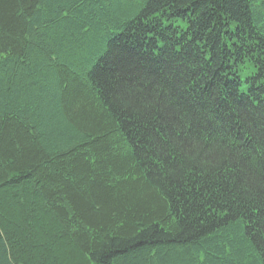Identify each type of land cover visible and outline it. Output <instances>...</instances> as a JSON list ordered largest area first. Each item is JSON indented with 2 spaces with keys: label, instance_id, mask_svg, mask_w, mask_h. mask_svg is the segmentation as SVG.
I'll return each instance as SVG.
<instances>
[{
  "label": "trees",
  "instance_id": "obj_1",
  "mask_svg": "<svg viewBox=\"0 0 264 264\" xmlns=\"http://www.w3.org/2000/svg\"><path fill=\"white\" fill-rule=\"evenodd\" d=\"M0 264H264V0H0Z\"/></svg>",
  "mask_w": 264,
  "mask_h": 264
}]
</instances>
